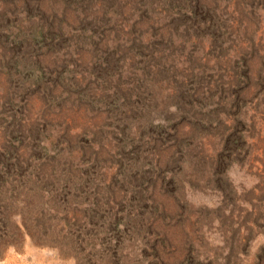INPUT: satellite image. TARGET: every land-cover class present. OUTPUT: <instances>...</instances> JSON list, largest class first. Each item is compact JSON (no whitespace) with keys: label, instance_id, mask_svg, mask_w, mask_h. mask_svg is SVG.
<instances>
[{"label":"rangeland","instance_id":"1","mask_svg":"<svg viewBox=\"0 0 264 264\" xmlns=\"http://www.w3.org/2000/svg\"><path fill=\"white\" fill-rule=\"evenodd\" d=\"M0 264H264V0H0Z\"/></svg>","mask_w":264,"mask_h":264}]
</instances>
